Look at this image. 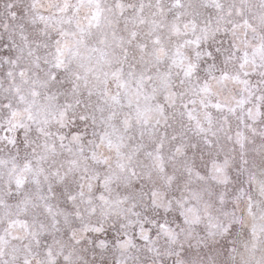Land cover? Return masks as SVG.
<instances>
[{
    "label": "snow or ice",
    "instance_id": "obj_1",
    "mask_svg": "<svg viewBox=\"0 0 264 264\" xmlns=\"http://www.w3.org/2000/svg\"><path fill=\"white\" fill-rule=\"evenodd\" d=\"M0 264H264V0H0Z\"/></svg>",
    "mask_w": 264,
    "mask_h": 264
}]
</instances>
